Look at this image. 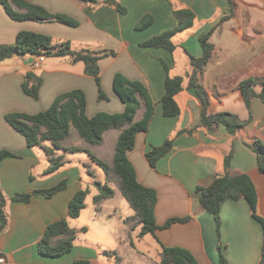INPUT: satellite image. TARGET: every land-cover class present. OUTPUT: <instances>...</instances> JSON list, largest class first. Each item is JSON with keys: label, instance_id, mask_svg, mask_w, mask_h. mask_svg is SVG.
<instances>
[{"label": "crops", "instance_id": "0c3cea01", "mask_svg": "<svg viewBox=\"0 0 264 264\" xmlns=\"http://www.w3.org/2000/svg\"><path fill=\"white\" fill-rule=\"evenodd\" d=\"M24 1L49 14L67 16L78 25L14 21L0 5V45H13L16 35L26 31L49 36L54 42L68 41L75 51L107 50L114 55L98 62L101 89L107 96V100L102 101L98 100L95 80L85 74L82 62L44 57L39 67L32 69L29 61L36 56L16 54L0 63V150L14 155L0 160L2 193L10 198L16 194L49 190L65 183V189L51 198L35 195L28 203H6L7 223L0 232L3 264H73L79 260L86 264H113L111 258L104 255L105 251L114 252L113 249H118L114 252L117 259L120 254L128 256L131 259L129 264H158L161 245L189 250L198 264H218L215 223L212 215L201 209L196 188L209 186L216 176L223 173V160L229 153L230 173L245 174L250 178L257 197V215L264 219V175L259 172L256 154L249 146L253 140L264 144V104L253 98L248 110L237 89L239 82L247 78L264 77V0H232L234 13L225 20L229 15L227 0H116L125 8L124 14L107 5L105 0H98L93 6L78 0ZM13 9L23 12L15 6ZM180 9L190 10L195 20L192 27L173 37L176 49L172 53L139 46L173 29L177 25L173 12ZM146 15L152 18L151 25L144 30H135L137 23ZM211 31L209 41L215 47L214 54L199 77V84L206 92L209 114L230 113L248 121L234 135L223 126L214 131L201 126V102L187 86L186 75L191 72L188 56H201L198 37ZM162 62L169 67L170 77L184 79L183 91L175 97L180 110L175 117H165L162 113L160 101L166 78ZM29 72L41 79L37 100L25 95L21 88ZM116 73L130 81L142 82L154 103L147 131L136 135L134 147L127 157L135 169L137 181L157 193L156 224L161 227L168 219L191 217L188 222L157 230L155 237H132L135 221L122 226L121 218L109 216L101 207L100 203L109 199L98 204L93 202V197L98 195L93 183H104L105 175L102 171L103 179L95 175L86 152L56 151V155L64 154V164L56 172L46 174L49 162L43 150L27 147L24 137L5 121V115L9 113L34 115L45 111L56 97L73 90L85 94L87 117L99 112L122 113L124 105L112 88ZM255 90L259 92L260 86ZM144 110L142 104L135 121L142 118ZM186 130L193 132L178 134ZM119 134V130L106 131L103 143L91 146L72 128L62 147L93 151L95 156L111 164ZM168 139L173 140L172 150L154 168L150 167L145 154L151 147L160 146ZM109 187L114 191L112 198L117 192L121 196L116 184L110 183ZM81 189L89 190L91 202L87 203V196L79 217L71 219L68 204ZM133 216L134 212L127 218ZM62 218L67 219L70 228L77 231L86 228V232H79L71 252L60 258L39 255L37 243L46 227ZM220 218V244L229 264H258L263 232L261 225L252 218L249 204L243 199L226 200L221 207ZM114 222L117 224L115 229L112 228ZM107 240H111L116 248H107L104 244ZM119 264L126 263L120 261Z\"/></svg>", "mask_w": 264, "mask_h": 264}, {"label": "trees", "instance_id": "16d2710c", "mask_svg": "<svg viewBox=\"0 0 264 264\" xmlns=\"http://www.w3.org/2000/svg\"><path fill=\"white\" fill-rule=\"evenodd\" d=\"M89 6L97 4L98 0H78ZM229 4V18L234 13V3L227 0ZM105 3L121 14L125 13V8L116 0H105ZM7 16L14 21H54L66 26L76 27L78 24L71 18L60 14H49L44 9L26 3L24 0H0ZM22 9L19 12L13 7ZM177 25L166 32L150 38L139 44L144 49H163L172 53L176 46L173 37L190 27H192L195 17L188 9L174 10L173 12ZM152 23L149 15L144 16L135 26V30H144ZM211 32L202 34L198 41L202 50L200 57L188 56L191 72L186 75L188 78V88L192 89L201 102V126L208 131H214L217 127L223 126L229 134H236L243 129L248 121L240 120L236 115L230 113L209 114L207 112L208 100L204 89L199 84V77L203 73L206 65L214 54V45L210 43ZM18 55L44 56L45 58H68L70 62H82L84 72L92 77L98 87V100H107V96L101 89L100 69L98 62L104 57L114 55L112 51H90L71 49L68 41L54 42L49 36L32 32L21 31L16 35L13 45H0V63ZM166 72L164 82V94L161 98V108L163 116L175 117L179 115V107L175 97L183 91L184 79L180 76L170 77L169 67L162 62ZM41 79L29 72L25 75V80L21 85L25 95L34 100L38 99ZM260 86L259 92L255 88ZM112 88L115 95L124 105L122 113L108 114L99 112L93 117H87L85 94L80 90H73L59 95L45 111L34 115L22 113H9L5 115L6 123L17 133L24 137L29 148H40L48 157L49 166L46 174H52L64 164V154L56 155V151L69 153L86 152L92 164L97 166L105 175V182L95 181L94 187L98 190V195L93 197L95 204L104 199H110L114 191L109 187L110 183L116 184L121 196L128 206L133 210L134 216L125 220L126 224L135 221L140 226L138 237L147 235L155 237L159 229H167L175 223H185L190 220V216L183 218L168 219L165 224L159 227L155 222V205L157 193L154 189L145 187L137 181L136 172L127 157V153L133 149L135 137L139 132H146L153 117L154 103L149 95L148 89L140 81H130L120 73H116L112 79ZM245 106L250 110L253 98H258L264 104V77L247 78L237 85ZM144 105V113L139 121H135V116L141 105ZM74 129L85 143L91 146H100L103 143V134L109 130H119L114 154L111 164L106 163L91 152L79 147L63 148L62 142L68 139L71 129ZM193 130L179 131L178 134H191ZM256 154L257 168L264 175V144L259 140H253L249 145ZM173 148V140L168 139L160 146L151 147L145 154V159L149 166L154 168L157 163L167 155ZM14 156L11 152L0 150V160ZM231 153L223 160V173L216 176L212 183L206 187H197L199 194V204L201 209L210 213L213 217L218 244L216 247L218 254V264H229L223 254V247L220 244L221 207L226 200L243 199L249 204L251 216L262 227L263 238L261 246V257L258 264H264V219L256 212L257 197L254 185L245 174L230 173ZM91 176L93 177L92 173ZM65 189V183L49 189L33 191L28 194H16L7 198L0 189V232L7 223L5 213L8 201L28 203L30 198L41 195L51 198L56 193ZM89 194L88 189H81L76 192L68 204V216L71 219L78 218L85 208V199ZM79 232H86V228L80 231L69 227L67 219L62 218L49 224L41 239L37 243L39 255L46 258H60L71 252L73 242ZM161 245V244H160ZM113 253L104 252L106 257H111ZM73 264H86L85 261H74ZM158 264H198L193 254L182 247H165L161 245L160 259Z\"/></svg>", "mask_w": 264, "mask_h": 264}, {"label": "rangeland", "instance_id": "374dc122", "mask_svg": "<svg viewBox=\"0 0 264 264\" xmlns=\"http://www.w3.org/2000/svg\"><path fill=\"white\" fill-rule=\"evenodd\" d=\"M92 153L95 154L93 151H92ZM104 154H105V151H104ZM92 168L96 171L95 175L99 176L101 179H103V177H102L103 174H102L101 170L97 166H95L94 164H92ZM84 177L85 178L87 177L86 173H84ZM90 202H91V196H88L87 197V203L90 204ZM100 204H101L102 209L105 210L109 216L114 217V218H121L122 219V221H121L122 226L127 225L125 223V220L127 219L128 216L133 214L132 210L128 207V204L123 200V198L119 195L118 192L114 198L102 201ZM115 211H117L119 213H114ZM116 225H117L116 222H114L112 225V228L115 229ZM139 229H140V226L138 224H136L134 230H132L131 236L132 237H135V236L138 237ZM104 244L107 248H116V246L113 247V242L111 240L105 241ZM115 245H116V243H115ZM113 250H115L114 252L118 251V249L117 250L113 249ZM114 252L112 251L113 256L109 257V258H111V261L113 264H119L120 261L124 262L126 264H129L131 262V259L128 256H123L121 254L118 255L119 259H117V254H115Z\"/></svg>", "mask_w": 264, "mask_h": 264}, {"label": "built area", "instance_id": "2783aa9c", "mask_svg": "<svg viewBox=\"0 0 264 264\" xmlns=\"http://www.w3.org/2000/svg\"><path fill=\"white\" fill-rule=\"evenodd\" d=\"M44 61V56H36L35 59L31 63L32 69H37L39 65ZM4 263V259L0 257V264Z\"/></svg>", "mask_w": 264, "mask_h": 264}, {"label": "water", "instance_id": "95a60500", "mask_svg": "<svg viewBox=\"0 0 264 264\" xmlns=\"http://www.w3.org/2000/svg\"><path fill=\"white\" fill-rule=\"evenodd\" d=\"M30 63L32 62V59H30V61H29Z\"/></svg>", "mask_w": 264, "mask_h": 264}]
</instances>
